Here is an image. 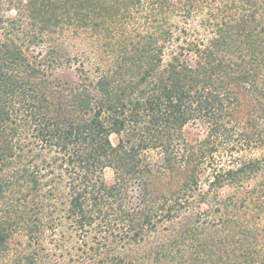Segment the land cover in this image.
<instances>
[{
	"label": "trees",
	"instance_id": "trees-1",
	"mask_svg": "<svg viewBox=\"0 0 264 264\" xmlns=\"http://www.w3.org/2000/svg\"><path fill=\"white\" fill-rule=\"evenodd\" d=\"M63 256L264 264V0H0V264Z\"/></svg>",
	"mask_w": 264,
	"mask_h": 264
},
{
	"label": "rangeland",
	"instance_id": "rangeland-1",
	"mask_svg": "<svg viewBox=\"0 0 264 264\" xmlns=\"http://www.w3.org/2000/svg\"><path fill=\"white\" fill-rule=\"evenodd\" d=\"M10 13H12V15L14 14L13 11H11ZM70 52L71 54L77 55V57L82 61L85 69L90 68V64L93 63V61H95L97 59L98 56V49L94 46L91 45V43L89 41H85L83 40V38H78L76 40H73L71 43V47H70ZM80 52H84L86 54L83 56H78L81 55ZM166 55H168V52H165ZM75 67H77V65H73V66H60L58 68H54V71L52 72V77L56 78L57 80L61 81V82H66L67 84H71L74 83L77 80V71L75 70ZM246 108H241V112L239 115H242L243 113L245 114L246 112ZM239 117V116H238ZM206 129L202 126H193V125H188L186 126L183 130H182V135L183 137L190 143H193L197 138L202 139L203 137H205L206 135ZM111 141L112 143H115V137L112 136L111 137ZM260 153L259 150H254V151H247L245 152H241V153H235V156H250L251 154H255L256 156ZM221 155V154H219ZM223 158V157H222ZM225 159V157H224ZM112 178V173L110 170H106L105 171V179L106 181H111ZM248 188V187H247ZM240 195L242 194V190L239 191ZM55 240L59 238L60 233H56L55 234ZM160 236H158L159 238ZM50 239L49 234L45 233L44 237L42 239V246L46 249L45 252H48L50 250V248L53 247L54 245V240L52 239L50 241V243H47L48 240ZM66 245H69L71 242H74V240H68L67 238H65ZM56 254L58 255L59 252L57 251ZM54 264H72V262H68V256H63L57 259L56 263Z\"/></svg>",
	"mask_w": 264,
	"mask_h": 264
}]
</instances>
